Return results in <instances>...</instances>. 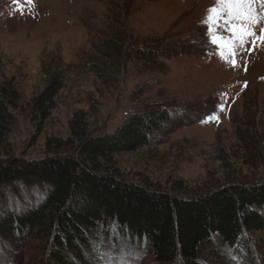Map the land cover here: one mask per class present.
<instances>
[{"label": "rangeland", "instance_id": "obj_1", "mask_svg": "<svg viewBox=\"0 0 264 264\" xmlns=\"http://www.w3.org/2000/svg\"><path fill=\"white\" fill-rule=\"evenodd\" d=\"M214 5L215 0H0V99L4 89L18 97L9 111V152L0 158L49 157L47 141L71 139L74 119L86 124L88 134L100 135L131 113L165 108L171 115L150 145L113 157L121 178L166 191L180 185L185 197L230 182L264 183V44L254 47L250 39L238 47L235 67L230 57L222 60L202 24ZM226 28L220 21L216 35L229 38ZM143 43L160 49L152 70L133 58ZM53 74H62L63 87L38 131L30 104ZM210 115L217 119L204 122ZM42 198L36 187H9L0 196V213L19 212ZM216 242L226 259H208L203 252L202 264H264V231L246 235L247 251ZM92 246L87 260L75 264H181L156 262L142 245L113 230L96 233ZM51 248L35 233L0 236V264H61Z\"/></svg>", "mask_w": 264, "mask_h": 264}, {"label": "trees", "instance_id": "obj_2", "mask_svg": "<svg viewBox=\"0 0 264 264\" xmlns=\"http://www.w3.org/2000/svg\"><path fill=\"white\" fill-rule=\"evenodd\" d=\"M159 50L143 43L132 55L152 70L161 55ZM62 84V74H53L32 100L31 121L38 131ZM2 92L0 152L6 155L12 124L9 111L16 109L18 97L15 91ZM170 115L165 108L131 113L113 131L100 135L88 134L86 124L79 125L74 119L71 139L47 141L49 157L28 162L1 157L0 196L9 187L22 185L36 187L43 198L19 212L3 208L0 236L35 233L51 242V255L61 264L85 262L95 234L110 230L142 245L159 263L180 260L181 264H202L203 252L208 259H226L216 241L231 250L247 251L246 235L264 231L263 182H230L185 197L179 195L180 185L172 191L154 188L124 180L113 168L115 155L150 145L151 135L161 130Z\"/></svg>", "mask_w": 264, "mask_h": 264}, {"label": "snow or ice", "instance_id": "obj_3", "mask_svg": "<svg viewBox=\"0 0 264 264\" xmlns=\"http://www.w3.org/2000/svg\"><path fill=\"white\" fill-rule=\"evenodd\" d=\"M27 3L31 5L34 0H27ZM261 10H264V0H215V5L207 10L202 24L207 29L210 43L221 49L218 55L222 60L228 62V58H231L233 67L237 66L235 56L238 47H243L250 39L254 47L264 44V11ZM220 21L231 33L227 39L216 35ZM257 27L260 28L259 35L256 33ZM215 119V115H210L204 122ZM104 255V252H99L98 259H103Z\"/></svg>", "mask_w": 264, "mask_h": 264}]
</instances>
